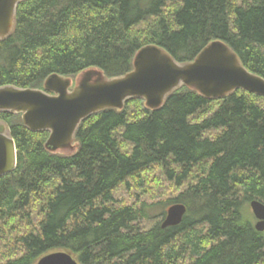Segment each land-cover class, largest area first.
<instances>
[{"label": "trees", "instance_id": "obj_1", "mask_svg": "<svg viewBox=\"0 0 264 264\" xmlns=\"http://www.w3.org/2000/svg\"><path fill=\"white\" fill-rule=\"evenodd\" d=\"M213 41L264 79V0H24L0 40V88L89 69L119 77L147 45L184 64ZM0 123L17 160L0 177V264L58 251L78 264H264L249 211L264 204V97L181 87L154 111L131 99L83 120L66 155L21 115ZM173 204L186 208L179 225L142 227Z\"/></svg>", "mask_w": 264, "mask_h": 264}, {"label": "water", "instance_id": "obj_2", "mask_svg": "<svg viewBox=\"0 0 264 264\" xmlns=\"http://www.w3.org/2000/svg\"><path fill=\"white\" fill-rule=\"evenodd\" d=\"M24 0H0V40L13 33L15 12ZM186 87L206 99H220L241 90L264 97V79L247 71L237 55L222 41L205 46L193 61L177 63L166 51L154 45L141 48L134 56L132 70L106 78L89 69L74 79L51 75L42 89L0 88V112L21 115L30 131H47L45 149L52 154H72L80 123L96 113L122 110L126 101L140 99L149 111L159 109L166 97ZM16 148L7 127L0 123V177L16 168ZM254 229L264 232V204L251 200ZM186 208L173 204L165 212L161 228L181 223ZM36 264H78L71 255L58 251L40 258Z\"/></svg>", "mask_w": 264, "mask_h": 264}, {"label": "rangeland", "instance_id": "obj_3", "mask_svg": "<svg viewBox=\"0 0 264 264\" xmlns=\"http://www.w3.org/2000/svg\"><path fill=\"white\" fill-rule=\"evenodd\" d=\"M178 192H179V191L171 192V193H169L168 197L174 199V198L177 196ZM165 209H166V208H165ZM249 209H250V208H249ZM249 211H250V210H249ZM250 212H251V211H250ZM161 220H162V217H161V216H158V217H155V218H152V219L146 220V221L143 222L142 227H143V228H144V227H145V228H149V227L153 226L156 222H159V223H160Z\"/></svg>", "mask_w": 264, "mask_h": 264}]
</instances>
